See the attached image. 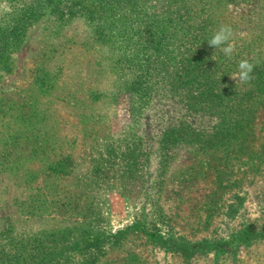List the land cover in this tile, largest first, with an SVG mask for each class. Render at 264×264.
<instances>
[{
    "label": "rangeland",
    "instance_id": "1",
    "mask_svg": "<svg viewBox=\"0 0 264 264\" xmlns=\"http://www.w3.org/2000/svg\"><path fill=\"white\" fill-rule=\"evenodd\" d=\"M1 256L264 264V0H0Z\"/></svg>",
    "mask_w": 264,
    "mask_h": 264
},
{
    "label": "clouds",
    "instance_id": "2",
    "mask_svg": "<svg viewBox=\"0 0 264 264\" xmlns=\"http://www.w3.org/2000/svg\"><path fill=\"white\" fill-rule=\"evenodd\" d=\"M232 37V30L229 26L222 25L218 31L214 33L212 38L208 40L210 47L220 48L225 56L231 58L235 51L234 43L229 42ZM221 45H225L221 48ZM254 65L248 59H241L238 63V71L232 76L234 80H239L241 83L248 82L252 79Z\"/></svg>",
    "mask_w": 264,
    "mask_h": 264
},
{
    "label": "trees",
    "instance_id": "3",
    "mask_svg": "<svg viewBox=\"0 0 264 264\" xmlns=\"http://www.w3.org/2000/svg\"><path fill=\"white\" fill-rule=\"evenodd\" d=\"M60 167H61V165H55V166L53 167V169H55L56 171H58V170L60 169ZM251 234H252L251 232H249V231H245L243 237L246 236V235H251ZM87 239H91V237L85 235V237H83V239H82L81 241H85V240H87ZM74 240H75V239H74ZM75 241H77V240H75ZM42 242H43L42 240H35V242L32 243V244H34V246L36 247V249L39 250V251H41V252H44V253H51V244H47V245H46V244H43ZM68 242H69V241H68ZM68 242H67V243H62L60 248H62L63 250L66 249V248H69V244H68ZM35 243H36V244H35ZM55 249H56V247H55ZM22 251H23V249H21V248L18 249V252H22ZM3 259H6V257H5V256H1V257H0V264L3 263V261H2ZM30 260H32L33 262H36L37 264H43L41 261H42V260H45V257H43L42 259H40V260H38V261H34V260L30 257ZM28 263L31 264V262H30L29 260H28Z\"/></svg>",
    "mask_w": 264,
    "mask_h": 264
}]
</instances>
